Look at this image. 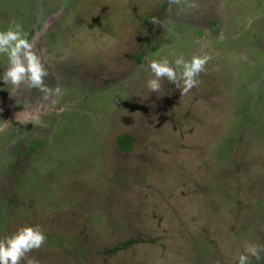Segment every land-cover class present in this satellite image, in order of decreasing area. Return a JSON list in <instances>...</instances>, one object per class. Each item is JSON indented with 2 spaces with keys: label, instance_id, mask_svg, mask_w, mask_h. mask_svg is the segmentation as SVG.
<instances>
[{
  "label": "rangeland",
  "instance_id": "1",
  "mask_svg": "<svg viewBox=\"0 0 264 264\" xmlns=\"http://www.w3.org/2000/svg\"><path fill=\"white\" fill-rule=\"evenodd\" d=\"M12 21L62 94L0 80V239L39 225V264H235L264 245V0H0ZM204 52L199 87L147 88L149 59Z\"/></svg>",
  "mask_w": 264,
  "mask_h": 264
},
{
  "label": "clouds",
  "instance_id": "2",
  "mask_svg": "<svg viewBox=\"0 0 264 264\" xmlns=\"http://www.w3.org/2000/svg\"><path fill=\"white\" fill-rule=\"evenodd\" d=\"M169 4L179 5L181 0H168ZM197 7L195 3L188 5ZM151 23L163 26L158 18L153 17ZM0 55L7 58V66L0 80L9 86L7 90L13 95L22 85L38 89L45 96L62 94L59 87L49 88L45 84L48 72L34 51L33 44L27 39L22 26L12 21L6 30L0 31ZM212 57L204 52L185 59L183 55L174 60L175 67L169 60L149 59L145 71L150 72L152 78L146 81V86L151 92L159 93L161 81L174 84L181 95L187 94L193 88L199 87L198 77L206 71L207 63ZM46 242V236L39 225L21 226L14 233L0 239V264H39V261L30 256L35 250L40 249ZM264 245L245 242L243 251L233 257L235 264H251V259H261Z\"/></svg>",
  "mask_w": 264,
  "mask_h": 264
}]
</instances>
